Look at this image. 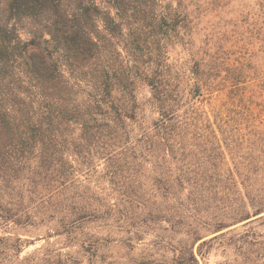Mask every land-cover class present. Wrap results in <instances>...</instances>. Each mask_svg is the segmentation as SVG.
<instances>
[{
  "label": "trees",
  "instance_id": "trees-1",
  "mask_svg": "<svg viewBox=\"0 0 264 264\" xmlns=\"http://www.w3.org/2000/svg\"><path fill=\"white\" fill-rule=\"evenodd\" d=\"M191 17L163 0H0V225L109 215L105 181L131 227L184 230L173 262L199 264L194 223L264 218V20L228 40ZM230 192L223 208L209 195Z\"/></svg>",
  "mask_w": 264,
  "mask_h": 264
},
{
  "label": "rangeland",
  "instance_id": "rangeland-1",
  "mask_svg": "<svg viewBox=\"0 0 264 264\" xmlns=\"http://www.w3.org/2000/svg\"><path fill=\"white\" fill-rule=\"evenodd\" d=\"M163 1L181 6L182 10L186 9L192 15L191 19L195 23L202 25L203 30L216 28L214 32H221L228 40L233 31L240 29L242 23L264 20L260 12L264 9V0ZM224 44L227 48L228 43ZM148 97V91L142 89L140 98L145 102ZM261 99H255L253 107L256 112L264 114ZM241 119L244 117L234 115L231 125L235 127L234 124H239L248 128L255 124L252 120ZM226 121L228 123L229 120L224 119L223 122ZM205 137L206 140L215 142L212 134ZM219 138L229 144L234 141L232 148L235 154L241 150L239 135L234 129H227ZM213 164L218 168L223 165L219 158L212 159ZM103 186L105 189L101 199L118 204V208L109 215L86 219L65 228L54 222L40 221L28 226L13 223L0 225V236L8 239L0 243V264H174L173 259L183 247L178 242L181 238H186L182 233L184 230L167 224L154 225L151 222L147 228L131 227V220L136 217L127 212L117 199L119 196L111 192L105 181ZM209 195L220 198L222 202L218 207L222 208L229 205L227 200H236V195L231 192L219 194L218 197L215 193ZM221 213L210 209L196 217L210 220L222 215ZM193 227L198 230L200 238L193 248L199 264H264V218L232 223L222 231L212 221L205 226L194 223ZM204 241L208 243L201 248L200 253L198 248Z\"/></svg>",
  "mask_w": 264,
  "mask_h": 264
}]
</instances>
